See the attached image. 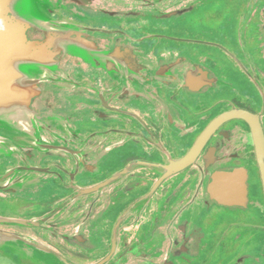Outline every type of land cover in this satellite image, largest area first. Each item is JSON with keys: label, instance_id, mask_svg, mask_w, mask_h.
Wrapping results in <instances>:
<instances>
[{"label": "flooded vegetation", "instance_id": "flooded-vegetation-1", "mask_svg": "<svg viewBox=\"0 0 264 264\" xmlns=\"http://www.w3.org/2000/svg\"><path fill=\"white\" fill-rule=\"evenodd\" d=\"M245 1L239 14L233 0H21L23 39L49 44L48 63L33 91L8 93L42 124L14 128L0 156V231L70 264H264V238L243 243L217 214L254 206L264 219L251 124L231 116L264 135V0ZM74 32L156 74L130 79L61 47ZM234 170L244 199L229 204L216 182ZM3 245L0 264H43Z\"/></svg>", "mask_w": 264, "mask_h": 264}, {"label": "water", "instance_id": "water-1", "mask_svg": "<svg viewBox=\"0 0 264 264\" xmlns=\"http://www.w3.org/2000/svg\"><path fill=\"white\" fill-rule=\"evenodd\" d=\"M21 0H0V156L5 155L6 150H11L12 146L17 145L14 141L17 138L14 128L25 129L30 127H40L42 120L35 117V113L22 102L13 101L8 98V93L22 92L24 94L33 91L35 73L33 70L43 69L47 65V43H25L23 39L24 20L18 15L16 5ZM60 27V26H59ZM61 28H64L61 26ZM74 29V28H72ZM65 29L61 33H65ZM73 36V37H72ZM68 35L71 42H62L61 47L68 46L72 51L89 57L93 62L115 63L113 70L130 79H141L142 76L153 74L151 70L145 69L135 62L126 63L124 60H112L105 56L94 43L78 40V32ZM66 44V45H64ZM26 46V47H25ZM95 62V63H96ZM97 64V63H96ZM104 64V63H101ZM109 64V63H107ZM105 65V64H104ZM156 74V73H154ZM12 83L9 89V84ZM232 117L246 119L252 128L251 139L256 149L258 170L264 195V135L259 119L244 110L234 112ZM45 123V122H44ZM201 142L198 143V149ZM197 151V150H196ZM196 151L186 156L183 160H178L172 165L176 169H181L188 165L190 159ZM175 170V169H174ZM243 171L234 170L222 173L216 182L217 197L219 200L232 203L234 199H244L245 185L242 179ZM217 179V178H216ZM215 183V182H214ZM241 204V202H240ZM0 243L8 247L13 254L26 257L30 260L43 262V264H70L58 253L46 246L31 243L23 237L15 234L0 231Z\"/></svg>", "mask_w": 264, "mask_h": 264}, {"label": "rangeland", "instance_id": "rangeland-1", "mask_svg": "<svg viewBox=\"0 0 264 264\" xmlns=\"http://www.w3.org/2000/svg\"><path fill=\"white\" fill-rule=\"evenodd\" d=\"M233 2L234 4H232V8L234 9V11H236L239 14H243L246 11L245 8L248 7V4L245 0H233ZM245 3L246 5L244 7ZM8 87L9 89L11 88L10 86ZM256 179L252 180L251 183L253 182V184H257L258 180ZM260 200L262 203H264V200L261 194H260ZM217 214H219L218 218H220V216H224L225 219L228 220L230 223H235V227H233V230L236 233L238 232L242 234L244 238L242 241L243 243L244 242L248 243L249 241L256 240L255 247L258 249V247L260 246V243L258 242L257 239L262 238V241H263L264 230L251 228V225L252 224H264V219L261 217L260 213L258 212L257 207L251 206L250 209L242 210V211H239L236 209H233V210L222 209V210H218ZM241 239L242 238H240L239 240L240 242H238L239 244H241ZM250 249L251 248H246L244 246L242 249H239V250H242L243 252V250L247 251Z\"/></svg>", "mask_w": 264, "mask_h": 264}]
</instances>
